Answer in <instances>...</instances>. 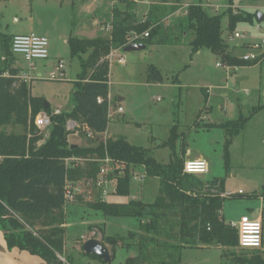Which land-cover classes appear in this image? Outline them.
<instances>
[{
  "label": "rangeland",
  "instance_id": "rangeland-1",
  "mask_svg": "<svg viewBox=\"0 0 264 264\" xmlns=\"http://www.w3.org/2000/svg\"><path fill=\"white\" fill-rule=\"evenodd\" d=\"M139 1L105 0L98 6L99 16H96L98 24L91 27L92 15L84 22L79 18L80 12L76 10L77 0H0L2 35L11 37L33 33L44 36L49 41V49H54L56 57L65 64L66 74L62 82L48 81L49 64L45 68L38 65L36 69L42 73L44 79L30 82L31 95L44 97L52 113L56 109L61 112L70 110L75 91L73 83L79 72V63L77 59L70 57L66 41L70 36L79 34L81 37L84 36L83 39L94 34L107 38L109 32L104 29L105 19L111 15L112 9L137 11ZM125 2H129L130 5L127 6ZM145 2L143 8L155 2L154 5L160 6L159 8L165 4L166 9L159 14V16L163 14V17L159 23V32L154 36L151 45L138 52H119L124 64H119L115 58L110 62L109 91L115 107L110 109L106 136L111 139L121 137L132 146L148 150L153 159L160 164L169 163L173 153L180 157L182 150H189L193 157L202 154L208 162L206 163L209 171L197 178L204 184L212 180H223L227 195H237L239 191L242 194L224 201L222 212L225 222L234 228L233 225L239 222L241 216L253 210L255 215L262 213L264 225V200H260L264 172V109L253 115L239 137L234 140L229 149V162L226 168L223 160L225 135L222 130L209 126L213 123L236 120L239 115L248 117L253 108L264 105V60L255 66L240 69L235 75H228L225 68L216 67V64H221L222 61L220 62V59L210 51L203 50L200 56L193 54L189 38L183 37L180 33L179 24L184 22V11L190 5L199 4V0H145ZM170 3L172 5H166ZM210 4L212 7H219L218 11L221 14L227 11L233 14L245 11L249 14L260 13L264 18V0L232 2L212 0ZM145 18L138 16L136 22ZM227 25V15H223L222 38L227 46H234L246 39L259 38L264 30V19L259 25L260 29L256 23L253 25L254 28L246 23L238 24L234 32L241 34L243 39L237 41H231L228 37ZM92 30L94 34L91 33ZM228 49L227 52L230 53ZM236 50L239 58L244 52L241 49ZM15 57L20 63L19 68L23 70L21 73L30 71L29 64L22 57ZM147 65H154L160 72L162 83L159 86L142 87ZM226 73L227 75H224ZM215 74H219L221 78L217 82L212 78ZM215 84L220 88L213 89L212 86ZM202 88L210 89L207 102ZM118 98L125 100L117 104ZM118 107L122 110L121 114L116 113ZM200 113L201 119L197 120ZM174 126L179 138L172 150L164 144L169 140ZM5 131L15 132L11 127ZM75 131L77 134L72 133L68 137L69 144L95 148L99 142L106 141L103 137L88 138L85 132H79L76 127ZM182 160L184 162L183 157ZM139 173L136 171L134 174ZM158 186V180L146 177L142 184L131 183L130 196L108 198V201L109 203L142 201L149 205L157 196ZM85 191L89 192L88 200L81 199L80 205L93 202L96 198V192L93 190L86 188ZM112 196L114 195L111 194L110 197ZM83 209L77 208L75 214L66 220L71 225L66 233L63 255L65 261H69L70 264H125L127 259L138 255L136 244L139 237H150V234L139 230V222L134 218H105L100 212ZM149 210L146 209V212ZM167 217V220L162 221L166 231L155 237L159 245L177 243L179 230L177 220L171 212H167ZM148 219L146 216L143 221L146 222ZM92 225L102 228V232L98 229L94 232L92 239L101 241L104 236L118 237L122 240L114 250L105 245L109 254L113 255L108 263L84 254L81 240L72 242V239H79L81 235H88L89 226ZM131 233L135 235L133 238L129 236ZM147 253L148 262L145 264H158L160 261L169 263L172 257L179 258L180 264H241L236 262L237 258H249L255 254H259L264 260V247L254 252L240 250L238 247L233 249L217 246L193 247L175 250L173 253L161 246L152 245Z\"/></svg>",
  "mask_w": 264,
  "mask_h": 264
},
{
  "label": "trees",
  "instance_id": "trees-1",
  "mask_svg": "<svg viewBox=\"0 0 264 264\" xmlns=\"http://www.w3.org/2000/svg\"><path fill=\"white\" fill-rule=\"evenodd\" d=\"M125 3L130 5L129 2ZM186 11L184 22L179 24L180 28H184L180 33L194 35L189 44L192 52L209 50L223 64L232 67L256 65L243 62L227 52L228 46L222 38L221 26L224 14L209 13L200 4L190 5ZM225 13L228 14V34H232L240 23L258 25L256 14L245 11ZM162 15L150 12L144 21L136 22L131 12L115 9L110 19L109 37L83 39L70 36L67 40L70 57L78 60L80 72L73 83L75 91L72 107L57 115L52 114L48 104L45 106L44 98L31 95L30 84L17 77L18 71L11 66L14 62L12 38L0 34V232L8 250L16 248L28 252L47 264H63L59 257H63L64 252L65 184L67 181L95 180L100 168L96 161L105 156L122 167L121 170L116 168L111 176L116 179L117 197L130 196L132 176L136 171L145 172L148 179H156L159 183L157 196L149 205L142 201L103 203L100 202L99 192H96L93 202L85 204L105 218H134L139 222V230L150 234V237H139L136 244L138 255L127 259L125 264L148 262L147 250L152 245L161 246L173 253L175 250L193 247H238L237 230L225 222L221 213L224 201L236 194L224 197L223 180H212L204 184L197 176L184 174L183 150L180 157L173 153L169 163L160 164L148 150L132 146L121 137L99 142L95 148H83L68 142L71 134L67 130L69 121L78 125L79 132L89 130L97 138L106 132L109 123V62L106 57L112 49L124 48L131 34L148 33L147 38L136 43L151 45L159 32ZM146 82L162 83V76L153 65L147 68ZM263 109L264 105L253 109L248 117L241 115L234 122L216 126L225 134V168L229 162V148L233 139L252 116ZM41 112L51 116L49 135L44 141L33 123ZM5 126L21 127L22 133H6L2 130ZM176 130V127L172 128L169 140L164 144L172 150L179 138ZM69 158L85 161L68 167L65 160ZM260 195L264 200V172ZM146 209L150 210L146 212ZM167 212H171L177 220V243L159 245L155 237L166 231L162 221L168 219ZM146 216L149 219L144 222ZM129 236L133 238L135 235L131 233ZM120 242L122 240L118 237H103L101 245H109L114 250ZM91 257L96 258L94 255ZM170 259L169 263L160 261L158 264H180L179 258ZM236 262L264 264L259 254L237 258Z\"/></svg>",
  "mask_w": 264,
  "mask_h": 264
},
{
  "label": "built area",
  "instance_id": "built-area-1",
  "mask_svg": "<svg viewBox=\"0 0 264 264\" xmlns=\"http://www.w3.org/2000/svg\"><path fill=\"white\" fill-rule=\"evenodd\" d=\"M212 0H205L201 6L205 9H213L216 13L220 8L212 7L210 2ZM105 30L110 32L111 26L107 25ZM148 33L142 35L131 34L127 37V45L136 43V41L147 38ZM231 41L241 40L243 36L238 32H233L230 36ZM124 46V47H125ZM244 48V53L239 57L240 60L246 63H256L259 64L264 60V31L262 36L254 42H246L243 46H237V49ZM122 48L111 50L106 60L111 62L113 58H116V53L120 52ZM11 53L13 56H20L25 62L29 64V68H32L33 65L37 62H44L49 58V41L47 38L36 35H19L14 36L11 41ZM116 61L119 64H124L122 58H117ZM223 67L226 69L227 73L230 71L237 70V67L228 66L226 64H217V67ZM23 82H28L31 80L28 74H22L18 77ZM48 81L52 82H62L65 80L64 75V64L62 61L57 62L54 66V69L49 73ZM99 102V100H98ZM118 112L121 113L122 110L118 109ZM60 112L56 111L53 114L57 115ZM35 127L39 131V135L43 137L42 141L46 140L49 135V128L51 126V116L47 113H39L33 121ZM78 128V125L75 122L69 121L67 123V130L74 131L71 132L77 134L75 131ZM85 134L88 138L93 137L92 133L89 130H85ZM85 160L78 158H69L65 160V163L68 167L72 164H82ZM100 164L98 175L95 180L82 182L83 185L72 184L69 181L65 184L64 199L65 202H72L77 195L82 192V188H89L95 192H99L100 202H106L107 197L110 194H114L116 191V179L111 178L114 170L116 168L122 169L118 166V162L112 160L108 156H105L104 159L97 160ZM183 173L193 176H202L208 173V165L204 160H189L184 161L183 164ZM121 172L119 173V175ZM145 172L141 171L139 174H133L132 182L143 183L146 179ZM237 194H241L239 191ZM228 196V195H226ZM225 196V197H226ZM233 227L237 230L238 233V248L240 250H259L262 244V224L258 219H252L249 216H242L239 222ZM59 260L63 264H68L62 257H59Z\"/></svg>",
  "mask_w": 264,
  "mask_h": 264
},
{
  "label": "crops",
  "instance_id": "crops-1",
  "mask_svg": "<svg viewBox=\"0 0 264 264\" xmlns=\"http://www.w3.org/2000/svg\"><path fill=\"white\" fill-rule=\"evenodd\" d=\"M105 0H77V7H76V10L78 11V12H80L79 13V18H81L82 20H83V22L85 21V19L87 18V19H89V17H90V15H92V17H91V20L92 21H90L91 22V27H94V26H96L97 24H98V19L96 18V16H99V8H98V6L101 4V3H103ZM107 1H112V0H107ZM228 1V0H227ZM205 2V0H199V4L201 5L202 3H204ZM144 3H146L145 2V0H140L139 1V3H137V11L135 10H133V12H131L132 14H134L135 15V20H136V18L138 17V16H145V17H147L148 16V14L150 13V12H152V14H154V15H156V14H160V12H162L163 10H165L166 8H164V7H166L165 6V4H164V6H161V8H159L160 6H156V5H154L155 4V2H151V3H149V5H148V7L147 8H143V5H144ZM148 3V2H147ZM228 3V2H227ZM166 5H172L171 3L170 4H166ZM162 8H164V9H162ZM115 9H117V8H114V9H112V12H113V10H115ZM118 10V9H117ZM119 11H121V12H124V11H128V10H119ZM112 12H111V15L110 16H108L106 19H105V23H106V25H105V27L107 26V25H110V19L112 18ZM128 12H130V11H128ZM186 12L187 11H184V15L186 16ZM208 12L209 13H213V14H221L219 11H217L216 13L215 12H213V9H208ZM176 13V12H175ZM222 14H224V15H227V21H228V14H226L225 12L224 13H222ZM82 15V16H81ZM146 19V18H145ZM144 19V20H145ZM143 20V21H144ZM90 22H89V24H90ZM138 22H141V21H138ZM260 24H258V27H259V29H260V26H259ZM111 26V25H110ZM81 27V26H80ZM105 27H104V29H105ZM180 27V26H179ZM253 28H254V26H253ZM255 28H257V26H255ZM181 30L182 29H184V28H180ZM264 31V30H263ZM263 31H262V33H263ZM81 33V32H80ZM92 34H94L95 32L92 30V32H91ZM110 33V32H109ZM1 34V33H0ZM79 34V33H78ZM2 35V34H1ZM97 34H94V36H89V37H86V39H95V38H97V36H96ZM109 35L110 34H108L107 36L109 37ZM183 37H188L189 38V44H190V42L193 40V37H194V35L192 34V33H186V32H183V34H181ZM229 36V38H230V36H231V34H228ZM14 36H19V35H14ZM14 36H11L10 38H13ZM99 36V35H98ZM261 36H262V34H261ZM260 36V37H261ZM44 37V36H43ZM76 37H78V38H83L84 36H82L81 37V35L79 34V36H76ZM259 37V38H260ZM46 38V37H45ZM105 38V37H104ZM259 38H257V39H246L244 42H241V44H235L234 46H229L228 45V50L230 51V53L233 55V56H236L237 58H238V56L239 55H237L236 54V52H237V46H243V44L244 43H248V42H254V41H256V40H258ZM237 41V40H236ZM67 42V41H66ZM226 43V42H225ZM138 44H140V43H138ZM144 45V44H143ZM146 46V45H145ZM123 49V48H122ZM145 49H146V47H145ZM241 49V51H243L244 52V48H240ZM112 50H114V49H112ZM203 50H200V51H197V52H192L193 54H195V55H197V56H200L203 52H202ZM209 51V50H208ZM120 52H123L122 50L120 51ZM119 52H117L116 53V58L115 59H117V58H122V57H120L119 56V54H118ZM14 57V62H13V66H12V69H14V70H17V71H19L18 73H17V77H19V76H21L22 74H28L29 76H30V78H31V80L30 81H28V82H26V83H28V84H30V82L31 81H33V80H43L44 78L42 77V73L41 72H39L37 69H36V67H38V65L39 66H41V67H46L47 66V64H49V66H50V70H49V72H51L53 69H54V66L57 64V62H59V61H62L60 58H58V57H56V52H55V50L54 49H49V58L46 60V61H44V62H37V63H35L34 65H33V67L32 68H29L30 69V71H27V72H23V73H21L20 71H23L22 69H20L19 67H20V63H19V61L18 60H16V57L15 56H13ZM4 58H2V60H3ZM220 59V58H219ZM220 62H221V59H220ZM79 63V62H78ZM64 64V63H63ZM218 64V63H217ZM217 64H216V67H217ZM221 64H223L222 62H221ZM65 65V64H64ZM257 65V64H256ZM150 66V65H149ZM154 66V65H153ZM255 66V65H254ZM29 67V66H28ZM109 67H110V62H109ZM248 67H252V66H247V67H237V70H235V71H230L229 73H228V75H235L240 69H243V68H248ZM147 68H148V65H147V67L145 68L146 70H147ZM157 68V67H156ZM218 68H220V67H218ZM79 72H80V68H79ZM79 72L76 74V78H77V75L79 74ZM145 73H146V71H145ZM21 74V75H20ZM66 74V72H65V67H64V75ZM224 75H227V73L226 74H224ZM109 76V75H108ZM226 77V76H225ZM212 78H213V80L215 81V82H217L218 81V79L220 78V75L219 74H215V75H213L212 76ZM221 79V78H220ZM77 80V79H76ZM75 80V81H76ZM161 83H158V84H154V83H147L146 82V78L144 79V82L141 84L142 85V87H144V88H149V87H151V86H159ZM108 85H109V77H108ZM208 88H210V87H208ZM208 88H202L201 89V91L204 93V96H205V102H207L208 101V98L210 97V89H208ZM212 88L214 89V88H220V87H218V85L217 84H215L214 86H212ZM41 98H44V97H41ZM45 100V99H44ZM125 99H123V98H118V100H117V104H120L121 102H123ZM157 101L159 100V98H157L156 99ZM72 105V104H71ZM50 107V106H49ZM72 107V106H71ZM70 107V108H71ZM113 107H115V106H113V102H112V98H111V94H110V91H109V111H108V117H109V113H110V109H112ZM255 108H258V107H255ZM255 108H253V109H255ZM118 109H121L120 107H118L117 108V111H116V113L117 114H121V113H119L118 112ZM252 109V110H253ZM56 111H58V112H60L61 113V111L60 110H58V109H56V110H54L53 111V113L54 112H56ZM68 111V110H67ZM52 113V114H53ZM256 114V113H255ZM200 116H201V113L199 114V117H198V119L197 120H200L201 118H200ZM241 115H239V117H240ZM238 117V118H239ZM253 117V116H252ZM237 118V119H238ZM109 119H110V117H109ZM236 119V120H237ZM236 120H232V121H225V122H220V123H213V124H210L209 126H214L215 128H218V129H220L219 127H216L217 125H220V124H223V123H226V122H234V121H236ZM251 120V119H250ZM249 120V121H250ZM248 121V122H249ZM8 127H11L15 132L14 133H9V134H21L22 133V128L21 127H18V126H5V127H3L2 128V130L3 131H5V129L6 128H8ZM174 127H176V126H174ZM220 130H222V129H220ZM244 130V129H243ZM242 130V131H243ZM223 131V130H222ZM241 131V132H242ZM6 132V131H5ZM7 133V132H6ZM106 133H107V130H106V132L105 133H103L102 135H100L99 137H103L105 140H107V139H111V138H109L108 136H106ZM224 133V132H223ZM225 135V134H224ZM239 135H240V133L233 139V141H232V143H231V146L234 144V140H236L238 137H239ZM106 136V137H105ZM224 140H225V136H224ZM77 145H79V144H77ZM230 146V147H231ZM230 149V148H229ZM184 151V150H183ZM185 154V155H184ZM184 154H183V159H184V161H189V160H204V161H206L207 162V160L202 156V154H198V155H196L195 157H193L192 156V153L191 152H189V150L188 151H184ZM1 161H2V158H0V163H1ZM208 163V162H207ZM208 171H209V166H208ZM138 172V171H137ZM139 172H141V171H139ZM206 175V174H205ZM202 176H204V175H202ZM70 183H72V184H76V185H83V183L82 182H70ZM86 189L84 188V189H82V192L79 194V195H77L76 197H75V199L72 201V202H67L66 203V205H65V207H64V210H65V214H66V220H67V218H69V217H72L74 214H75V211L77 210V208L78 209H83V208H85V209H88V210H91V209H89L88 207H86L85 205H80V202L82 203V201H81V199H87L88 200V194H89V192L87 193L86 191H85ZM224 191H225V187H224ZM95 192V191H94ZM225 193V195H227V193H226V191L224 192ZM111 195V194H110ZM110 195L107 197V200H106V202H109L108 201V198L109 199H111V198H114V197H117L116 195H115V193L114 194H112V195H114V196H112V197H110ZM242 195V194H241ZM133 199V198H132ZM131 199V200H132ZM260 200L262 201L263 199H261V197H260ZM85 202V201H84ZM83 202V203H84ZM87 202H85V204H86ZM111 203H114V202H111ZM84 210V209H83ZM222 213V216H223V218H224V215H223V212H221ZM260 214V213H259ZM255 215L254 213H253V210H250V212L247 214V216H249L250 218H252V219H258V220H260L261 221V224H262V244H261V248H263L264 247V225H263V217H262V213L260 214V215ZM243 216H245V215H243ZM242 217V216H241ZM65 220V224L63 225V228H64V230H65V237H66V233H67V231H68V229H69V227H70V225L71 224H69V223H67V221ZM94 226H97V225H92V226H89V230H88V232H89V234L88 235H81V237L79 238V239H72V242H76L77 240L78 241H80V243L81 244H84L86 241H88V240H90V239H92V236L94 235V232L98 229L99 231H101L102 232V228H100L99 226H97V228H95ZM139 228V227H138ZM135 231V230H134ZM104 236H102V238H103ZM101 238V239H102ZM96 240H98V241H100L99 239H96ZM73 243V244H74ZM100 243H101V241H100ZM135 246V245H134ZM82 247H83V245H82ZM105 247V246H104ZM106 248V247H105ZM260 248V249H261ZM107 249V248H106ZM259 249V250H260ZM108 250V249H107ZM64 251H65V239H64ZM82 252H83V250H82ZM109 252V251H108ZM63 254H64V252H63ZM111 256V255H110ZM63 259L65 258L64 257V255H63V257H62ZM65 260V259H64ZM0 264H47V263H45L41 258H39V257H37V256H34V255H31V254H29L28 252H25V251H19L18 249H16V248H14V249H11V250H8L7 249V246H6V243H5V240H4V237H3V234L0 232ZM73 264V263H72Z\"/></svg>",
  "mask_w": 264,
  "mask_h": 264
},
{
  "label": "water",
  "instance_id": "water-1",
  "mask_svg": "<svg viewBox=\"0 0 264 264\" xmlns=\"http://www.w3.org/2000/svg\"><path fill=\"white\" fill-rule=\"evenodd\" d=\"M256 19H257V23L261 24L263 22V16L260 13L256 14ZM145 45L143 44H138V43H132L129 44L127 46H125L122 51L124 53H128V52H138V51H142L145 49ZM45 106L47 107V103L45 104ZM76 146H73V148H75ZM83 253L86 255H94L97 259L108 263L111 260V256L108 252V250L101 245L100 241L96 240V239H90L88 241H86L83 244L82 247Z\"/></svg>",
  "mask_w": 264,
  "mask_h": 264
}]
</instances>
